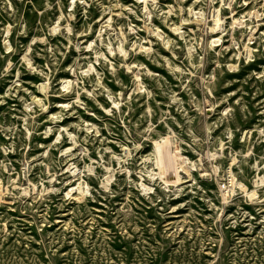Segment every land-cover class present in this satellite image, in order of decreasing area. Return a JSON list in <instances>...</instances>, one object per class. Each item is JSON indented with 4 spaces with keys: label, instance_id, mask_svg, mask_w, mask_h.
<instances>
[{
    "label": "rangeland",
    "instance_id": "obj_1",
    "mask_svg": "<svg viewBox=\"0 0 264 264\" xmlns=\"http://www.w3.org/2000/svg\"><path fill=\"white\" fill-rule=\"evenodd\" d=\"M263 164L264 0H0V264H264Z\"/></svg>",
    "mask_w": 264,
    "mask_h": 264
},
{
    "label": "bare ground",
    "instance_id": "obj_2",
    "mask_svg": "<svg viewBox=\"0 0 264 264\" xmlns=\"http://www.w3.org/2000/svg\"><path fill=\"white\" fill-rule=\"evenodd\" d=\"M162 142V141H161ZM154 150H155V153H157L156 155H157V158H156V163H157V165H158V167H160V166H164L165 164H166V162L163 160V158H162V154H161V152H160V145L159 144H155L154 145ZM164 153V152H163ZM164 156H166V155H164ZM165 160H166V158H164ZM264 165V164H263ZM264 167V166H263ZM232 171L230 170V168L228 169V176H229V182H230V185L229 186H231L232 187V185H234V184H237V186L239 187V188H241L242 190H245V192L246 193H248V195L249 196H255L256 195V191L255 190H251V191H249V190H247V188L245 187V185L243 184V183H241V182H239L236 178H233V176H232ZM234 179H235V182H234ZM258 179L261 181V182H263V179H262V177L260 178V177H258ZM258 182H256V184H257ZM229 184V183H228ZM230 187V188H231ZM232 190V189H231ZM225 191H227V190H225ZM223 192V191H222ZM226 193V192H225ZM228 195V194H227ZM226 195V196H227ZM225 196V195H224Z\"/></svg>",
    "mask_w": 264,
    "mask_h": 264
},
{
    "label": "built area",
    "instance_id": "obj_3",
    "mask_svg": "<svg viewBox=\"0 0 264 264\" xmlns=\"http://www.w3.org/2000/svg\"><path fill=\"white\" fill-rule=\"evenodd\" d=\"M224 186H225V184H224V183H222V184H221V187H222V188H224Z\"/></svg>",
    "mask_w": 264,
    "mask_h": 264
}]
</instances>
